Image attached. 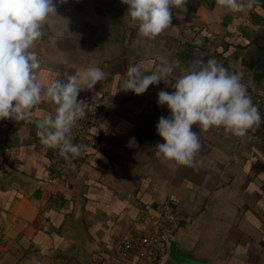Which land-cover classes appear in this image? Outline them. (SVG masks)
<instances>
[{
	"label": "crops",
	"instance_id": "obj_1",
	"mask_svg": "<svg viewBox=\"0 0 264 264\" xmlns=\"http://www.w3.org/2000/svg\"><path fill=\"white\" fill-rule=\"evenodd\" d=\"M127 8L121 0H57V14L35 42L45 84L100 67L106 78L93 88L82 85L78 100L101 99L111 105V114L94 130L99 144L88 157L60 172L37 145L30 122L53 113L54 104L42 100L28 119L0 123V165L44 182L31 197L0 189V264H98L120 239H139L142 213L157 215L164 203L180 219L176 237L182 254L210 264H264V119L242 138L222 127L200 131L193 125L201 148L190 167L156 156L163 140L151 115L155 107L170 117L167 106L157 103L160 90L174 91L171 83L183 70L209 59L242 75L254 105L249 87L264 68V59L261 66L256 62L264 56V0L239 13L217 0H186L171 9L170 28L154 39L138 35ZM171 60L179 67L165 81L141 95L121 90L129 65L151 72ZM81 204L100 251L84 252L72 236V217Z\"/></svg>",
	"mask_w": 264,
	"mask_h": 264
},
{
	"label": "clouds",
	"instance_id": "obj_2",
	"mask_svg": "<svg viewBox=\"0 0 264 264\" xmlns=\"http://www.w3.org/2000/svg\"><path fill=\"white\" fill-rule=\"evenodd\" d=\"M66 3L67 0H58ZM254 0H217L229 12L239 13L253 6ZM57 0H0V120L24 121L39 102L55 105L37 126V136L46 148L58 149L65 158L79 156L85 148L73 143L72 130L86 115L84 101L78 100L82 85L93 88L106 78L100 67H89L45 84L38 76L41 61L34 51L43 36V26L57 14ZM127 15L136 22L138 35L154 39L172 22V8H181L186 0H121ZM192 70H183L171 83L174 91L161 90L157 103L166 105L170 117L161 116L156 156L178 165L195 166L201 148L199 134L192 130L222 127L236 137H244L261 120L242 83V75L229 72L215 59ZM179 61H164L146 72L139 64L129 65L121 90L141 95L173 75ZM147 73V74H146Z\"/></svg>",
	"mask_w": 264,
	"mask_h": 264
},
{
	"label": "built area",
	"instance_id": "obj_3",
	"mask_svg": "<svg viewBox=\"0 0 264 264\" xmlns=\"http://www.w3.org/2000/svg\"><path fill=\"white\" fill-rule=\"evenodd\" d=\"M249 93L260 117L264 119V80L252 84ZM80 100L84 101L86 115L77 122L71 133L73 143L85 146L80 155L65 158L59 154L58 149L46 148L41 142L37 143L50 154L52 169L58 172L69 169L88 157L90 149L99 144L94 130L102 129L111 114V105L101 99ZM8 121L9 119L0 120V123ZM139 224L144 228V233L139 239L128 237L120 239L111 254L99 257L98 264H130L134 258L137 260L136 264H159L166 256V238L176 235L181 224L180 219L170 205L164 203L157 215H150L144 211Z\"/></svg>",
	"mask_w": 264,
	"mask_h": 264
},
{
	"label": "water",
	"instance_id": "obj_4",
	"mask_svg": "<svg viewBox=\"0 0 264 264\" xmlns=\"http://www.w3.org/2000/svg\"><path fill=\"white\" fill-rule=\"evenodd\" d=\"M151 115L157 132L156 126L158 124L159 118L162 115L155 107L151 108ZM41 120L42 119L32 117L30 119V122L37 129V126ZM43 183L44 182L42 180L33 178L7 163H3L0 165V189H3L5 191L16 190L20 194L31 197L37 190L40 189ZM83 212L84 204H81L75 215L72 217V220L76 225L74 230L76 235L73 234L72 236L73 238L78 240L76 244L84 252L89 253L93 251H100L96 241L92 238V236L86 229L83 220ZM165 249L167 257L166 264H210L208 262L197 260L182 254L177 249L176 235H170L166 238Z\"/></svg>",
	"mask_w": 264,
	"mask_h": 264
},
{
	"label": "trees",
	"instance_id": "obj_5",
	"mask_svg": "<svg viewBox=\"0 0 264 264\" xmlns=\"http://www.w3.org/2000/svg\"><path fill=\"white\" fill-rule=\"evenodd\" d=\"M264 59V56L262 55L260 58H258V60L256 62H258V65L261 66L260 61H262ZM264 62V60H263ZM254 65V59H251L248 63V66H253ZM264 77V68L263 70L258 74L257 78H258V82L262 81V78Z\"/></svg>",
	"mask_w": 264,
	"mask_h": 264
}]
</instances>
